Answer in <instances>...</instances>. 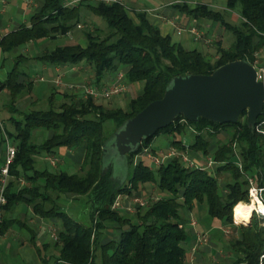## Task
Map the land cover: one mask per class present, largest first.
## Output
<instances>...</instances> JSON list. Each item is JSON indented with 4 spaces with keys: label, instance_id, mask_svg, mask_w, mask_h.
<instances>
[{
    "label": "trees",
    "instance_id": "1",
    "mask_svg": "<svg viewBox=\"0 0 264 264\" xmlns=\"http://www.w3.org/2000/svg\"><path fill=\"white\" fill-rule=\"evenodd\" d=\"M72 1L44 0L29 28L20 27L0 40V54L30 42L65 37L79 27L80 43L58 45L36 61L50 68L78 67L81 79L98 89L126 69L124 81L128 86L139 85L140 91L124 109L107 108L97 103L100 99L79 91L67 93L51 82L46 88L45 109L37 108L38 100L28 108L21 102L33 82L18 83L21 72L16 66L7 72L5 81L0 82V92H4L0 99V165L5 160V140L16 152L9 166L5 204L0 208V215H7L5 219L0 216V234L11 224L8 216L16 206L26 204L35 216L58 221L53 244L58 255L53 264H188L186 246L193 236L190 215L197 219L201 215L202 223L218 227L209 233L211 240L218 238L215 242L222 251L231 254L220 264H264V218L253 214L245 226L232 219V209L249 202L248 179L257 188L264 185V140L247 129L245 114L237 123L224 125L203 119L188 123L178 117L155 135L171 136L177 153L189 160L198 157L201 166L210 158L213 165L209 170L190 168L180 158L155 168L144 159L134 164V158L145 150L155 154L150 149L155 136L142 141L127 156L130 174L121 187L110 180V170H101L104 142L126 120L161 99L172 79L210 75L236 61L254 66L256 54L264 49V0H225L224 12L210 9L207 0L193 9L172 5L190 18L219 24L233 36L227 46L221 40L214 42L213 53L186 50L173 43L144 12H133L125 0H76L70 5ZM232 13L239 15L235 24L226 20ZM109 124L110 130L106 128ZM186 128L195 138L184 145L178 139ZM40 132L50 137L37 143ZM60 149L83 150L76 174L38 167L37 159L55 158ZM20 181L27 186L20 187ZM146 186H152L159 198L135 206L130 215L111 210L117 196L140 195ZM72 202L89 205L87 225L63 209ZM108 228L116 230L114 238L105 239ZM227 229L232 231L225 240Z\"/></svg>",
    "mask_w": 264,
    "mask_h": 264
},
{
    "label": "crops",
    "instance_id": "2",
    "mask_svg": "<svg viewBox=\"0 0 264 264\" xmlns=\"http://www.w3.org/2000/svg\"><path fill=\"white\" fill-rule=\"evenodd\" d=\"M125 2L133 12H144L148 16L150 23L159 30L162 36H168L172 42L173 37L178 36V42L173 43L178 44L186 50L213 53L212 44L214 42L221 40L227 46L226 44L231 41L229 33L219 24L207 20H195L172 7L173 4H185L188 9H193L196 5L201 4V0H169L168 2L162 0H125ZM205 4L214 11L224 12L226 10L225 0H207ZM43 5L44 0H0V40L8 34L17 31L20 27L29 28L31 26L30 19L40 13ZM238 16L237 13H232V15L226 16V20L235 24L237 23ZM191 30L196 31L198 37H195L191 33ZM81 40V30L79 27H76L65 37L57 36L53 41L47 39L30 42L16 48L9 54H0V82L5 81L7 72L16 66L21 72L17 78L18 83L33 82L32 90L22 100L21 105L30 108L31 106L29 107V105L32 101L38 100L39 106H43L45 98L48 96L46 88L49 83L45 84L46 81L53 82L57 74H62L63 82L68 85L78 86L81 84L82 79L78 67L67 65L50 68L37 62L36 59L41 58L47 50H51L58 45L80 43ZM210 56L212 57V55ZM255 69L262 70L264 74V49L256 54ZM125 72L126 69L125 71H121L123 77ZM36 79H42L43 81H35ZM125 86L127 89L125 92V101H129L135 96V94L131 95V90L134 89L137 94L140 86H128L126 82ZM62 91L66 90L62 88ZM67 93L70 92L67 91ZM3 94V91L0 92V99L3 97ZM2 117L3 113L0 112V119ZM1 123L0 120V125ZM36 137V142L40 143L44 138H49L50 134L40 132ZM194 138L195 133L191 129L186 128L183 136L178 140L184 145H187L193 142ZM171 142L168 146V152L173 149ZM161 154L164 153L160 151L159 155ZM83 156L84 152L81 149L75 151L60 149L55 158L41 157L37 159V164L40 169L47 167L71 175V171L77 172L79 170ZM191 160L197 163L200 162V159L196 156ZM139 161L141 159L139 156H136L134 158V164H137ZM19 184L20 187L27 186V183L23 181H20ZM134 209L135 205L129 202L124 203L120 211L131 214ZM0 216L4 217V219L7 218V215H4L3 212ZM8 217L12 222L0 234V264H44L43 262L45 261H48V264H52L58 253L57 249L53 248V244H51V235L56 231L58 221L56 219H41L35 216L31 208L26 204L17 205L14 212ZM196 222L198 231L207 236L214 229L218 228L216 223H202L203 220L201 219H196ZM190 230L193 236L186 246L187 253L193 251L198 246L197 231H193L192 228ZM209 242L206 245V250L201 251L199 249V251L195 250L193 251L194 253H191L192 261L197 264H202L203 258L199 255V252H202L201 254L203 255L205 253V255H211L213 258L211 260L212 264L214 262V264H220L221 260H225L220 251L219 243L214 242L211 238ZM34 243L35 246L33 247ZM36 248L40 252H37Z\"/></svg>",
    "mask_w": 264,
    "mask_h": 264
},
{
    "label": "water",
    "instance_id": "3",
    "mask_svg": "<svg viewBox=\"0 0 264 264\" xmlns=\"http://www.w3.org/2000/svg\"><path fill=\"white\" fill-rule=\"evenodd\" d=\"M264 83L256 69L245 61L228 63L210 75H189L172 79L161 99L151 102L126 120L104 142L101 170H110V180L118 187L127 180V156L142 141L154 137L178 117L195 123L199 119L224 125L235 124L245 114L247 129L254 133L262 115ZM115 162L122 172L113 169Z\"/></svg>",
    "mask_w": 264,
    "mask_h": 264
},
{
    "label": "built area",
    "instance_id": "4",
    "mask_svg": "<svg viewBox=\"0 0 264 264\" xmlns=\"http://www.w3.org/2000/svg\"><path fill=\"white\" fill-rule=\"evenodd\" d=\"M76 3V0H73L71 4ZM191 33L195 36L198 37L196 31L191 30ZM255 68V63L254 66ZM257 71V77L259 81L263 82L262 77L260 76L261 73L263 72L262 70L256 69ZM62 74H57L56 78L53 81V84L55 85L56 88L58 89H65L67 91H79L85 94L86 96H90L95 100H109L112 97L116 96H123L126 92V86H125V81L123 74L120 72L117 76V78L110 83H107L103 88L98 89L90 84L86 83H81L78 86H72L68 85L62 80ZM35 81H43L42 79H36ZM75 88V89H74ZM259 119V118H258ZM257 134L262 136L264 140V101H263V109H262V115L260 116V120L256 122L255 125V131ZM15 148L7 141L5 140V160L4 164L0 167V208L5 204V198H4V191L5 187L7 185L9 176H8V171H9V166L12 163L14 157H15ZM139 158L142 160H146L148 162V166L150 168H155L161 165L162 163L167 162L170 159L173 158H180L183 163L187 164L188 167L190 168H199L201 170H209L213 163L210 158H206L205 160V165L201 166L200 163H197L195 161L189 160L187 156H181L177 153V151L173 148L171 149L168 154L166 155H159V156H154L150 154L149 151L145 150L141 155H139ZM248 184H249V189H248V200H249V205L253 204L255 202L256 206L252 209L251 213H253L256 216H259L261 218H264V211L258 209L257 205L260 203L262 207L264 208V185L261 188H257L253 185V181L251 179H248ZM131 202L135 206H144L145 203L142 201L141 198L135 196L131 200H129V197L127 196H117L111 206V210H119L124 203H129ZM233 221H235L234 217ZM195 222L190 220L189 225L193 228ZM51 239L56 240V236L54 234L51 235Z\"/></svg>",
    "mask_w": 264,
    "mask_h": 264
},
{
    "label": "rangeland",
    "instance_id": "5",
    "mask_svg": "<svg viewBox=\"0 0 264 264\" xmlns=\"http://www.w3.org/2000/svg\"><path fill=\"white\" fill-rule=\"evenodd\" d=\"M162 1L168 2L169 0H162ZM229 36H230V39H231L230 42H233V40H234L233 39V36L231 34H229ZM177 40H178V36H174L173 37V42H178ZM229 44L230 43H228L226 45H229ZM260 76L262 77V79L264 78L263 72L261 73ZM44 82H45V79H44ZM47 83H51V82L50 81H46L45 84H47ZM80 83H86V84L88 83L89 84V81L88 80H81ZM138 93L136 94L135 91H134V89H132L131 90V95L135 94V96L132 97V98H135L138 95ZM125 100H126L125 99V94H123V96H120V97L119 96H116L115 98H111V99H109L107 101L102 100V101H98L97 103H100V104L104 105L107 108H117V107H119L121 109H124L125 106H126V104L128 103V101H125ZM44 105H45V102L43 103V106H38L37 108H43V109H45L46 106H44ZM106 128L110 130L112 128V125L109 124ZM172 140H173V138L171 136H167L165 134L159 133L157 136H155V138L153 139V142L151 144V150H153L156 154H153V153H151L149 151L150 154H152L154 156H159L160 151L163 152L164 154H166L168 152V146H169V144H170V142ZM112 165H113V169L114 170H116L117 172H122V168L120 166H118L117 164H115V162H113ZM77 172L76 171L75 172L74 171H71V174H73V173L76 174ZM129 174H130V168L127 169V178L129 176ZM134 197L135 196L129 198V200H131ZM137 197L141 198L142 201L144 203H146L149 199H154V200L155 199H158L159 198V195H158V192L155 189L152 188V186H146L145 187V190L142 192V194L137 195ZM62 203H63V200H62ZM239 204L249 205V202L248 203H239ZM63 207H64L63 209L68 214H70L76 221H78L79 223H81L83 225L84 224L87 225V221H88V208H89V205L88 204H85L83 202H74V203L72 202L71 204H67V205H65ZM233 209H232V217H233ZM119 212L121 214H124V215L126 214L124 211H120V209H119ZM199 214H201V213H198V215ZM126 215H130V214H126ZM252 215H253V213H251V217H252ZM251 217H250V219H251ZM190 218L192 219V221L195 222V224H194L193 228L191 226H189V227L192 228V229H194V231H195L197 229V227H198L197 226V222H196L197 217L196 216H193V215H190ZM198 218L201 219V215H199ZM235 221H236L235 223L237 225H243V226L248 225L249 222H250V220L247 223L240 222V221H237V220H235ZM107 225L110 226V227L113 226L111 224H107ZM107 230H109V231H105L104 232L105 233L104 234L105 235V239L114 238L115 237V234L117 233L116 230L114 228L113 229L112 228H108ZM196 231H197V237H198V240H197L198 246L193 251H195V250L196 251H199V249L201 251H204V250H206L205 248H206V245H208L210 236H207L204 233H201L200 231H198V229ZM226 231L228 233H226L225 236H224L225 237V240H227L228 239L227 237L231 235L232 229H227ZM53 233H54L55 236H57V231H54ZM214 240L215 241H218V238H216ZM54 243H56V240L51 239V244H54ZM217 246H218V243H217ZM219 247L221 248V251H222L221 245ZM53 248H55V247H53ZM193 251L187 253L186 261H187L188 264H197V263H195L194 261L191 260L192 259V254L191 253ZM201 253L202 252H199V255H201V257L203 258L202 264H212V262H211V260L213 259L212 256L211 255H208V254L205 255L206 253L203 255ZM222 256L225 258V261H227L228 259H230L231 254L230 253H226L225 254L223 252ZM52 264H53V262H52Z\"/></svg>",
    "mask_w": 264,
    "mask_h": 264
},
{
    "label": "bare ground",
    "instance_id": "6",
    "mask_svg": "<svg viewBox=\"0 0 264 264\" xmlns=\"http://www.w3.org/2000/svg\"><path fill=\"white\" fill-rule=\"evenodd\" d=\"M256 206L255 202L251 205L238 204L233 209V217L235 220L247 223L251 217V211ZM258 209H262V205L258 203Z\"/></svg>",
    "mask_w": 264,
    "mask_h": 264
},
{
    "label": "clouds",
    "instance_id": "7",
    "mask_svg": "<svg viewBox=\"0 0 264 264\" xmlns=\"http://www.w3.org/2000/svg\"><path fill=\"white\" fill-rule=\"evenodd\" d=\"M261 210L264 211V208H262Z\"/></svg>",
    "mask_w": 264,
    "mask_h": 264
}]
</instances>
